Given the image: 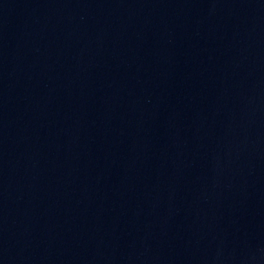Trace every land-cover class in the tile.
I'll list each match as a JSON object with an SVG mask.
<instances>
[{"label": "water", "instance_id": "1", "mask_svg": "<svg viewBox=\"0 0 264 264\" xmlns=\"http://www.w3.org/2000/svg\"><path fill=\"white\" fill-rule=\"evenodd\" d=\"M0 264H264V0H0Z\"/></svg>", "mask_w": 264, "mask_h": 264}]
</instances>
